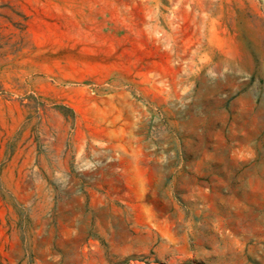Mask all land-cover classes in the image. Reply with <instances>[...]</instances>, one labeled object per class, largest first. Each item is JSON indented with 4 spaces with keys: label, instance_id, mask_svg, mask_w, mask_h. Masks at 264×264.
Masks as SVG:
<instances>
[{
    "label": "rangeland",
    "instance_id": "obj_1",
    "mask_svg": "<svg viewBox=\"0 0 264 264\" xmlns=\"http://www.w3.org/2000/svg\"><path fill=\"white\" fill-rule=\"evenodd\" d=\"M0 264H264V0H0Z\"/></svg>",
    "mask_w": 264,
    "mask_h": 264
}]
</instances>
